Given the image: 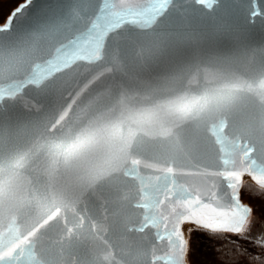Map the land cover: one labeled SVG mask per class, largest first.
<instances>
[{"label": "water", "instance_id": "1", "mask_svg": "<svg viewBox=\"0 0 264 264\" xmlns=\"http://www.w3.org/2000/svg\"><path fill=\"white\" fill-rule=\"evenodd\" d=\"M247 182L264 0H23L0 22V264H191L192 230L246 224Z\"/></svg>", "mask_w": 264, "mask_h": 264}, {"label": "trees", "instance_id": "2", "mask_svg": "<svg viewBox=\"0 0 264 264\" xmlns=\"http://www.w3.org/2000/svg\"><path fill=\"white\" fill-rule=\"evenodd\" d=\"M22 1L0 0V22ZM241 194L264 217V189L247 183ZM189 259L193 264H264V244L245 235L194 229L190 233Z\"/></svg>", "mask_w": 264, "mask_h": 264}, {"label": "rangeland", "instance_id": "3", "mask_svg": "<svg viewBox=\"0 0 264 264\" xmlns=\"http://www.w3.org/2000/svg\"><path fill=\"white\" fill-rule=\"evenodd\" d=\"M247 183H252V182H247ZM244 201L249 205L250 212H248V219L246 224L243 227H241L243 230L240 232H236V234L245 235L251 239H254L264 244V217H261L257 213V211H255L253 204L250 202V200H244ZM189 246H190V236H189ZM188 257H189V252H188ZM191 264L193 263L191 262Z\"/></svg>", "mask_w": 264, "mask_h": 264}, {"label": "snow or ice", "instance_id": "4", "mask_svg": "<svg viewBox=\"0 0 264 264\" xmlns=\"http://www.w3.org/2000/svg\"><path fill=\"white\" fill-rule=\"evenodd\" d=\"M244 212H245V214H247L248 212H250V209L245 208V209H244ZM222 226H225V225H215L214 227H222ZM234 230H235L236 232H240V231H242L243 229H242L241 227H237V228H235Z\"/></svg>", "mask_w": 264, "mask_h": 264}, {"label": "bare ground", "instance_id": "5", "mask_svg": "<svg viewBox=\"0 0 264 264\" xmlns=\"http://www.w3.org/2000/svg\"><path fill=\"white\" fill-rule=\"evenodd\" d=\"M186 234V233H185ZM187 235V234H186Z\"/></svg>", "mask_w": 264, "mask_h": 264}]
</instances>
